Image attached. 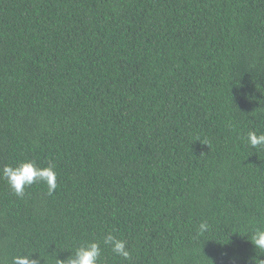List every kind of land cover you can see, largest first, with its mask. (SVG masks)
I'll use <instances>...</instances> for the list:
<instances>
[{
	"label": "trees",
	"instance_id": "1",
	"mask_svg": "<svg viewBox=\"0 0 264 264\" xmlns=\"http://www.w3.org/2000/svg\"><path fill=\"white\" fill-rule=\"evenodd\" d=\"M249 131L264 134V0H0V168L57 174L22 198L0 179L3 264L92 241L99 264H251Z\"/></svg>",
	"mask_w": 264,
	"mask_h": 264
},
{
	"label": "clouds",
	"instance_id": "2",
	"mask_svg": "<svg viewBox=\"0 0 264 264\" xmlns=\"http://www.w3.org/2000/svg\"><path fill=\"white\" fill-rule=\"evenodd\" d=\"M247 144L252 148H264V134H257L255 131L247 133ZM0 179L7 182L12 192L19 198L25 195V189L36 183H43L47 186L48 194L51 195L57 188V174L54 165L39 167L35 161H19L15 166L5 165L0 168ZM207 221L199 224L197 233L203 235L208 231ZM249 238L256 255L252 257L251 264H264V229L257 228ZM103 244L110 247L111 251L122 258L130 256L126 241L118 239L111 233L103 238ZM259 253V255H258ZM102 249L99 242H83L75 248L67 258L61 260L55 255V264H99ZM33 254H20L12 257V264H41V259H33ZM3 264V261H0Z\"/></svg>",
	"mask_w": 264,
	"mask_h": 264
}]
</instances>
